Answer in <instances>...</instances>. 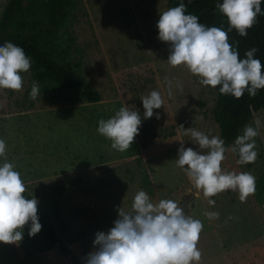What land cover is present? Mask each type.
<instances>
[{
    "label": "rangeland",
    "instance_id": "1",
    "mask_svg": "<svg viewBox=\"0 0 264 264\" xmlns=\"http://www.w3.org/2000/svg\"><path fill=\"white\" fill-rule=\"evenodd\" d=\"M4 3L0 0V12ZM166 10V0H77L63 27L45 38L58 60L83 76L101 100L88 103L40 84V96L33 100L30 69L21 73L22 90L0 89V139L6 144L0 165L12 163L26 190L49 213L48 198L56 192L61 207L57 223L66 227L59 237L84 259L95 250L96 233L107 234L118 209L131 211L135 194L143 190L152 202L173 200L186 216L203 223L199 264H264V199L257 197L256 188L244 203L238 192L228 190L211 197L215 205L210 206L177 167L181 143L206 154L177 130L180 125L210 138L219 136V129L213 118L215 88L167 63L171 46L158 39L156 28ZM166 81H171V97ZM152 91L164 103L144 119L141 100ZM125 106L138 111L142 122L132 146L120 152L97 129L101 119ZM248 125L259 133L255 162L238 165L230 147L221 166L224 172H249L257 180L264 172V109L254 112ZM136 150L150 191L140 184ZM206 211L219 218L209 220ZM28 231L23 229L18 245L0 244V264H70L56 247L48 250L38 234L29 237Z\"/></svg>",
    "mask_w": 264,
    "mask_h": 264
},
{
    "label": "clouds",
    "instance_id": "2",
    "mask_svg": "<svg viewBox=\"0 0 264 264\" xmlns=\"http://www.w3.org/2000/svg\"><path fill=\"white\" fill-rule=\"evenodd\" d=\"M191 3V0H189ZM261 0H223L216 7L226 17L227 30L222 27H206L199 18L186 13V5L172 7L162 14L156 25L158 39L169 44L167 63L171 67H184L199 78V83L211 88L219 87L222 95L240 99L245 91L250 97L257 90L264 89V65L255 58L258 51L252 48L240 58L238 46L229 42V32L236 30L245 37L258 15L261 14ZM31 61L23 48L5 42L0 46V89L20 91L23 88L21 73H26ZM168 95L171 97V81ZM179 86V85H178ZM40 96L38 82L31 86L30 98ZM144 119L153 116V110L163 106L164 100L157 91L142 98ZM157 118H159L157 116ZM141 116L138 111L121 107L114 116L101 119L98 133L111 141L117 151L128 150L139 134ZM254 123L258 127L259 119ZM177 130L182 135H190L201 151L178 149L177 167L181 168L192 182L193 188L202 192L210 206L211 199L222 192L231 190L239 193L241 203L254 195L256 178L249 172H224L225 141L219 136L211 138L205 133L180 125ZM256 128L245 126L243 134L236 137L230 151L238 155V165L254 163ZM0 157L6 160V144L0 139ZM26 185L14 165L4 162L0 165V244H19L23 239V229L30 224L29 237L40 232L42 225L38 217V200L26 198ZM209 219H218L217 212H204ZM203 223L184 214V209L175 201L162 199L152 202L148 194L140 190L131 205V211L118 209V219L105 234L98 232L93 241L94 251L85 258V264H199L201 252L198 248Z\"/></svg>",
    "mask_w": 264,
    "mask_h": 264
},
{
    "label": "trees",
    "instance_id": "3",
    "mask_svg": "<svg viewBox=\"0 0 264 264\" xmlns=\"http://www.w3.org/2000/svg\"><path fill=\"white\" fill-rule=\"evenodd\" d=\"M76 1L5 0L0 12V46L5 42H11L23 48L31 61V77L38 84L44 87L54 85L58 92L72 93L75 98L97 103L101 100L100 93L68 63L60 62L45 38L47 34L63 27L75 8ZM166 2L168 9L184 3L185 14L196 15L199 22L206 27H222L225 30L228 28L226 17L216 7L223 0H191V3L189 0H166ZM260 7L261 14L257 16L255 25L247 30V35L241 37L233 29L229 32V42L233 46H238L240 58L245 57L246 51L258 49L255 58L264 65V0H261ZM219 87L215 88L213 118L219 129V137L225 141V147L229 149L251 121L253 113L264 109V89L257 90L254 97H250L245 91L240 99H236L231 95L220 94ZM135 156L140 184L150 191L149 176L137 150ZM24 195L26 198L33 197L27 190ZM256 195L259 199H264V172L256 180ZM48 204L51 213L43 210L39 203L37 213L39 223L42 225L37 234L45 247L48 250L56 247L70 264H85L84 257L76 249L67 246L59 237V231H66V227L57 223L60 220L61 207L56 192L52 191ZM29 228L30 224L24 227L26 230Z\"/></svg>",
    "mask_w": 264,
    "mask_h": 264
}]
</instances>
